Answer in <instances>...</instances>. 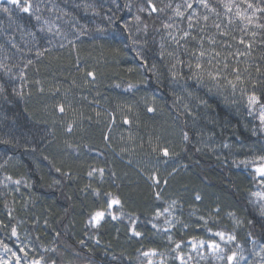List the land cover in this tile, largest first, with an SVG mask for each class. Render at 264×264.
Segmentation results:
<instances>
[{
  "label": "trees",
  "instance_id": "obj_1",
  "mask_svg": "<svg viewBox=\"0 0 264 264\" xmlns=\"http://www.w3.org/2000/svg\"><path fill=\"white\" fill-rule=\"evenodd\" d=\"M142 2L41 0V14L59 25L61 35L40 31L41 24L15 6L5 5L11 17L0 11V61L10 68H0L4 88L0 92V221L7 226H0V239L18 249L20 244L11 237V227L16 226L20 240L35 248L34 252L26 249L29 258L43 255L48 264H146L141 253L155 249L160 255L151 257L153 264H180L168 235L174 241L218 240L200 217L208 220L207 228L213 232L235 234L230 250H237L239 244L254 252L253 239L255 249L264 246L259 207L251 196L259 190L255 173L251 165L238 163L264 155V131L248 115L239 90L251 91L252 82L264 81V48L253 42L250 56L239 57L238 64L230 58V67H239L244 80L235 95L227 87L209 91L212 86L198 83L187 67H178L179 75L174 78L169 72L174 61L167 53L175 46L165 39L161 56V38L166 34L163 29L157 31L170 12L152 17L141 13L149 25L146 33H137L130 24L139 47L128 39L110 38V33L123 31V21H131ZM154 2L161 7L169 0ZM210 2L216 4V0ZM125 3L131 8H125ZM108 16H113L112 24ZM77 28H83L84 34L77 33ZM213 31L210 28L208 34ZM37 48L48 51L37 57ZM137 51L148 67L156 65V72L145 70ZM28 60L33 64L25 67ZM87 72L95 73V78ZM128 84L134 87L129 89ZM261 88L264 83L256 88L264 99ZM200 100H206L207 106ZM185 104L194 118L181 115ZM59 105L64 106L63 113ZM163 147H168V157L160 151ZM93 168H103V177L99 173L89 177ZM153 175L158 184L149 179ZM9 176L12 179L6 180ZM15 180L21 184L15 185ZM96 189L99 196L93 194ZM107 193L121 200L124 213L138 217L136 230L142 237L130 238L127 216L116 221L106 217L99 229L87 224L94 211L107 207ZM196 194L202 197L200 201ZM173 201V216L156 219V211L163 212ZM113 210L120 214L118 206ZM166 218L180 221L168 233L162 230L167 227ZM234 218L242 223L236 224ZM180 251L187 260V251H191L186 243Z\"/></svg>",
  "mask_w": 264,
  "mask_h": 264
},
{
  "label": "snow or ice",
  "instance_id": "obj_2",
  "mask_svg": "<svg viewBox=\"0 0 264 264\" xmlns=\"http://www.w3.org/2000/svg\"><path fill=\"white\" fill-rule=\"evenodd\" d=\"M5 5L15 6L19 12L28 14L29 17H34V19L41 24L40 31H55L56 35L62 34V30L59 28V25L45 19L41 14V0H37L35 4L33 3V0H0V11L7 13L11 17V9ZM115 6L117 10H119L120 6L118 4ZM124 7L130 9L131 5L125 3ZM218 7L222 8L223 11H219ZM201 10H203V12ZM165 11L170 12V15H168L167 19L161 23L160 28H158L157 31L163 29L166 34L161 38V56L165 54V39L170 41L171 44L175 46L174 51L167 53L168 57L174 61L169 68L171 75L175 78L179 75L176 71L178 67H187L191 77L198 83H204L206 86L210 84L212 86L208 89L209 91H212V88L220 90L227 87L230 88L233 95H235L238 90V86L242 85L244 80L242 79L239 67H230V58H232L231 62L233 64H238L239 57L250 56L253 48V42H256L261 48H264V0H258L256 3H253L252 0H241L240 3H237V0H216V4L211 3L210 0H180V2L169 0L167 4H164L161 7H157L154 0H143L137 9V14L132 17V20L123 21V31L110 33V38L112 40L128 39L131 40V44L134 47H139L140 41L133 38V31L130 28V24L135 25V31L137 33L141 30L146 33L149 25L144 21L140 14L143 13L148 17H152L154 14L158 15L164 13ZM64 14L67 15V13ZM113 15H115V13ZM116 19L119 20L120 17L116 16ZM107 20L109 21V24H112L113 16H108ZM86 27L87 26L85 25L84 28ZM210 28L214 29L211 35L208 34V30ZM98 30L101 32L105 31L102 28ZM124 31L127 32L126 37L123 35ZM76 32L80 35L84 34L83 28H77ZM234 32H238L239 35L234 34ZM31 35L35 34L31 33ZM68 43L75 46V42L72 40H69ZM192 44H194L195 47L190 46ZM206 44L208 45L207 47H205ZM238 46H243L245 51L241 52ZM61 47H63V45H61ZM218 48L220 50H217ZM0 49H3V45H0ZM232 49H235V51H232ZM47 51L48 49L37 48L35 54L37 57H41ZM136 55L143 62L146 71L156 72V65L152 64L148 67V61L145 59L141 51H137ZM182 56L187 57V59H183ZM262 59H264V57H262ZM31 64H33V61L28 60L25 67ZM248 67H250V65ZM0 68L10 71V68H8L3 61H0ZM20 71L21 79H23L24 70L21 69ZM129 71H131V69H129ZM256 71L257 73L260 72L258 65L256 67ZM245 72H247V67L245 68ZM86 75L89 78H95V73L93 72H87ZM230 76L234 77V79L230 78ZM36 83L38 85L40 84L39 81H36ZM258 83H264V81L252 82L251 91L242 87L239 88V90L246 101L248 115L254 116L259 121L260 130L264 131V99H262L261 95L257 94L256 88ZM127 87L132 89L134 85L128 84ZM43 90V87H40V91L43 92ZM2 91H4V88L3 85H0V92ZM13 91H16V89H13ZM261 91L264 92V88H261ZM19 94L23 95L22 92ZM199 103L207 106L206 100H200ZM64 110V106L59 105V111L63 113ZM148 111L152 112L154 109L149 108ZM185 114L193 116L194 118V113L187 104L184 105V111L181 115ZM124 123L127 124L129 121L125 120ZM71 130V126H69L68 131L70 132ZM253 131H256V129H253ZM183 138L185 141L188 140L189 137L187 132L183 133ZM105 139L107 140V136ZM3 142L11 143L10 140ZM224 147H228V145L225 144ZM160 151L164 157L169 156L168 147H163ZM238 163L251 165L255 173L253 179L257 182L259 190L252 192L251 196L254 198V202L259 207V214L261 218L260 230L261 233L264 234V155H258L254 158H245ZM56 171L59 172L60 169L57 168ZM96 173H99L102 178L104 169L93 168L89 171L88 176L92 177ZM5 179L11 180L12 178L9 176ZM149 179L153 181L154 185L159 183V180L155 177V175L149 177ZM14 183L19 186L21 184V180H15ZM55 183L58 184L59 181H55ZM165 183H167V181H165ZM28 187H31V185H28ZM93 194L99 196V189L94 190ZM105 196L107 199V207L94 211L90 215L87 224L94 229H99L101 223L105 221L106 217L116 221L120 220L124 216H127L129 222V232L131 234L130 238L142 237L143 234L136 230L138 217L134 214L124 213L122 211L123 204L118 197H114L111 193H107ZM156 198H160L159 192L156 193ZM195 199L200 201L202 197L199 194H196ZM175 205L176 201H173L168 207L164 208L163 212L157 210L155 218L159 219L161 216L165 215L173 216ZM5 206L7 207V202H5ZM114 206H118V210L120 212L119 215H117L113 210ZM214 211L218 212L219 209H214ZM230 215L234 216V214L231 213ZM8 216L10 218L12 217L11 209L8 211ZM200 220L203 221L206 230L214 237L218 238V240H198L196 237H192L191 240L187 242L190 244L191 249L199 255L200 249L207 247V249L218 261H223L224 264H240V261L244 259L240 250L241 246L237 244V250H230L228 247V245L236 241L235 234L225 231L213 232L211 228H207L208 220H205L204 217H200ZM234 222L236 224L242 223V221L235 218ZM177 223H180L177 218H166L164 220V224L167 225V227L162 230L165 233H168L171 229L175 228ZM249 223L251 224L252 222L250 221ZM0 226L7 227L3 224V221H0ZM152 226L154 229L158 228L157 224H153ZM182 227L187 228L188 225L183 224ZM57 235H59V233H57ZM249 236H251V233H249ZM11 237L16 239V242L20 244V247L13 250L9 244L5 243L3 239H0V264H21L22 258L24 264H48L43 255L38 258H29L26 249H30L34 252L35 248H32L31 244H25L20 240L16 226L11 227ZM167 239L175 245L173 251L176 253V256L174 258L179 260L180 264H189V262L193 259L192 255L189 254L186 260L184 254L180 251L182 245L186 242L183 240L174 241L172 235H168ZM79 243L84 245L85 241L81 240ZM96 243H99L98 239ZM252 243L254 246L253 250H255L256 241L253 239ZM44 251L49 250L44 249ZM260 252H264V246L261 247ZM21 254H23V257ZM256 254L259 255L260 253L258 252ZM157 255H160V253L155 249H149L141 253V256L146 258V264H153L151 257ZM6 256L7 259H5ZM51 264H56V262L51 261ZM160 264H163V261H160Z\"/></svg>",
  "mask_w": 264,
  "mask_h": 264
},
{
  "label": "rangeland",
  "instance_id": "obj_3",
  "mask_svg": "<svg viewBox=\"0 0 264 264\" xmlns=\"http://www.w3.org/2000/svg\"><path fill=\"white\" fill-rule=\"evenodd\" d=\"M191 240V238H188V240L186 241V247L190 249V253L187 254H191L193 257L194 262H196L197 264H224L223 261H218L215 256H213L211 254V252L207 249V247L200 249V254L198 255L195 251H193L190 247V244L187 243ZM199 240V238H198ZM207 240V239H205ZM260 247H257L254 252H250L244 249H240L241 250V254L243 256V260L240 261V264H264V254L262 252H260ZM260 253L259 255H257L256 253ZM5 259H7V256L5 257ZM154 259V258H153ZM191 260V261H193ZM190 261L189 264H193ZM21 264H24L21 262Z\"/></svg>",
  "mask_w": 264,
  "mask_h": 264
},
{
  "label": "bare ground",
  "instance_id": "obj_4",
  "mask_svg": "<svg viewBox=\"0 0 264 264\" xmlns=\"http://www.w3.org/2000/svg\"><path fill=\"white\" fill-rule=\"evenodd\" d=\"M85 264V263H84Z\"/></svg>",
  "mask_w": 264,
  "mask_h": 264
}]
</instances>
